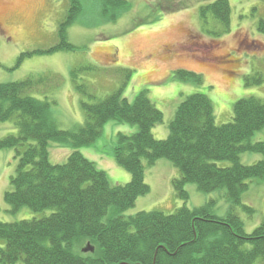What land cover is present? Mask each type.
<instances>
[{"label": "trees", "instance_id": "1", "mask_svg": "<svg viewBox=\"0 0 264 264\" xmlns=\"http://www.w3.org/2000/svg\"><path fill=\"white\" fill-rule=\"evenodd\" d=\"M68 1L69 11L59 29L61 42L37 53L73 47L66 41L65 32L80 13L81 3ZM126 4V0H105L103 8L107 11L109 5ZM210 15L228 30L230 1L201 5L200 16L205 23ZM259 28L264 31V19ZM32 54L23 53L20 60ZM174 76L203 81L201 74L184 68ZM41 81V76H30L0 84V120H13L18 129L0 138V149L14 148L18 157L5 201L13 211L25 205L36 212L52 209L43 217L0 221V264H256L257 260L264 264V222L248 232L233 208L242 204L253 212L252 206L242 203V193L249 179L264 177V140L250 141L264 126V97L238 99L232 120L218 124L212 100L204 93H192L178 106L169 123V135L159 139L153 127L163 121L164 114L147 90L132 101L123 96L122 88L99 99L89 91L85 94L94 101L83 102L85 123L65 130L54 119L51 102L29 93ZM250 82L248 76L246 83ZM79 87L86 92L84 86ZM111 119L138 127L130 134L119 133L113 152L115 160L131 173L128 183L112 184L106 171L77 149L63 163L50 161L51 141L89 145ZM244 151L261 153L262 158L245 164L240 158ZM159 158L169 159L179 169L180 176L173 179L179 197L189 198L185 188L188 182L205 192L221 189L232 205L227 213L214 214L212 199L201 206L183 205L172 213L142 210L105 219L112 208L122 212L149 192L145 161L152 165ZM220 160L231 164L220 165ZM85 242L94 250L75 249Z\"/></svg>", "mask_w": 264, "mask_h": 264}, {"label": "rangeland", "instance_id": "2", "mask_svg": "<svg viewBox=\"0 0 264 264\" xmlns=\"http://www.w3.org/2000/svg\"><path fill=\"white\" fill-rule=\"evenodd\" d=\"M126 1L125 6L109 5L105 11V0H80L81 11L65 32L66 41L73 47L37 53L61 42L59 29L70 2L0 0V84L41 76L42 81L29 93L51 102L53 117L65 130L85 123L83 102L94 101L85 94L89 91L99 99L122 88L123 96L132 101L147 90L150 100L164 114L163 121L153 127V134L159 139L169 135V123L178 106L192 93H204L212 100L218 124L232 120L238 99L251 95L264 97V31L259 28L260 20L264 19V0H229L228 30L213 15L207 23L200 16V6L214 0ZM112 15L116 18L112 19ZM26 52L34 54L20 60ZM181 68L201 74L203 81L175 78V72ZM248 76L250 84L246 83ZM137 128L136 124L111 119L89 145L51 141L50 161L63 163L77 149L105 170L112 184H126L132 178L131 173L115 160L113 152L119 133L130 134ZM17 131L13 120H0V138ZM261 140L264 126L250 137L252 142ZM240 158L243 163L252 164L262 154L244 151ZM218 163L227 166L231 161ZM17 165L15 149L1 148L0 221L49 215L51 208L36 212L25 205L13 211L5 201ZM179 176V169L167 158H159L152 165L145 161L149 192L137 197L135 204L122 212L112 208L105 219L142 210L172 213L183 205L201 206L212 199L214 214L224 215L232 206L224 190L205 192L193 182L185 186L189 198L182 199L173 184V179ZM248 183L242 203L252 206L254 211H248L242 204L233 208L250 232L264 222V177L249 179ZM86 245L87 242L76 245L75 249L83 251ZM260 262L257 260L256 264Z\"/></svg>", "mask_w": 264, "mask_h": 264}, {"label": "water", "instance_id": "3", "mask_svg": "<svg viewBox=\"0 0 264 264\" xmlns=\"http://www.w3.org/2000/svg\"><path fill=\"white\" fill-rule=\"evenodd\" d=\"M89 250H91V251L94 250V246L90 242H88L87 245L84 248V251H89ZM119 264H131V263L121 262ZM135 264H140V263H135Z\"/></svg>", "mask_w": 264, "mask_h": 264}]
</instances>
